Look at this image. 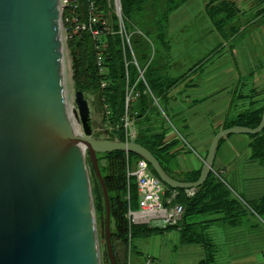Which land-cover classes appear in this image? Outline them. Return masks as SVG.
I'll list each match as a JSON object with an SVG mask.
<instances>
[{
    "label": "water",
    "instance_id": "obj_1",
    "mask_svg": "<svg viewBox=\"0 0 264 264\" xmlns=\"http://www.w3.org/2000/svg\"><path fill=\"white\" fill-rule=\"evenodd\" d=\"M63 52L59 0H0V264H102L89 160L105 197L107 250L116 264L99 154L138 155L166 186L196 191L223 138L264 130V112L256 128L222 129L198 180H176L142 144L93 137L82 92L69 112Z\"/></svg>",
    "mask_w": 264,
    "mask_h": 264
},
{
    "label": "crops",
    "instance_id": "obj_2",
    "mask_svg": "<svg viewBox=\"0 0 264 264\" xmlns=\"http://www.w3.org/2000/svg\"><path fill=\"white\" fill-rule=\"evenodd\" d=\"M207 1L173 2L178 5L169 15L167 43L156 37L157 27L152 30L158 40L155 75L177 83L155 99L137 125L149 135L164 138L163 166L184 181L202 171L216 133L236 116L264 108V12L260 14L264 3L235 0L241 9L237 16L241 27L234 37L226 38L211 20ZM158 8L162 15L164 2ZM149 18H153L151 12ZM252 141L246 134L224 138L211 172L213 179L230 187L241 206L239 213L197 214L184 222L195 232H205L214 245L227 247L237 264H261L264 259V164L252 156ZM253 206L263 214H257ZM187 232L194 235L192 229ZM182 233L180 227L160 234L170 235L171 246L180 250L179 264H199L206 257L204 245L183 241ZM150 251L145 264L164 260L167 243L159 242Z\"/></svg>",
    "mask_w": 264,
    "mask_h": 264
},
{
    "label": "trees",
    "instance_id": "obj_3",
    "mask_svg": "<svg viewBox=\"0 0 264 264\" xmlns=\"http://www.w3.org/2000/svg\"><path fill=\"white\" fill-rule=\"evenodd\" d=\"M99 13H103L109 17L113 25L114 34H106L103 37L107 43L105 48V63L106 76L101 77L95 64L94 45L95 41L89 32H81L72 38H68V48L74 56L75 73L74 83L79 92L83 94L89 93L96 95L100 101L101 110L103 111V122L109 121L111 124L120 123L122 117L125 115V100L127 90V69L125 67V53L127 61H132L133 56L127 50L125 53L122 47V39L117 23V17L108 9L106 0H95ZM175 0H121V9L123 10L124 23L127 26L128 32L132 35L133 50L136 53L138 64L145 69L144 80L139 79V69L133 64H129V81L131 86H135V91L139 93L132 103L131 113L135 118V124L139 125L141 121L153 108L155 99L161 94L165 93L177 83V80L169 82L163 81L155 75V66L153 65L157 52L155 32L153 29L157 27L156 37L163 38L167 43L166 37L169 15L176 10L178 4L173 5ZM90 2L89 0H79L78 17L81 20L88 21L90 16ZM164 2L165 7L162 15H160L159 3ZM264 3V0H258ZM150 10H149V9ZM206 8L211 20L214 22L218 31L226 38L234 37L240 30L239 16L241 9L238 7L235 0H208ZM149 12L153 14V18H149ZM264 8L260 12L263 13ZM67 14L64 15L63 24L68 29H72V24L66 21ZM145 17L148 18L145 20ZM153 43H152V42ZM169 43V42H168ZM170 44H168L169 47ZM109 82L107 89H101V79ZM109 105L110 114L104 109V105ZM264 108L254 109L242 113L234 120L226 124L227 128L235 127L237 125L256 128L263 115ZM253 141L251 143L252 156L264 164V130L257 134L251 135ZM100 138V136H97ZM108 138H116L113 135ZM121 141H126L125 137L120 135L117 137ZM164 138L157 135H149L148 132L140 130L137 127L136 142L142 144L150 152H153L158 158L161 166H163L161 154L166 151L167 147H161ZM224 141H220V144ZM217 148V149H218ZM99 164L102 170L104 181L107 184L108 192L111 201V225H112V239L113 252L115 254L116 264H127V250L129 244L133 242V238H145L154 235V233H162L164 231L182 228L183 241L185 242H201L206 251V257L202 259L199 264H213L216 261L217 246L207 240L204 236L205 232H195L194 227L184 223L186 219L196 216L197 214H211V212H233L239 213L241 206L233 198V193L226 182L221 179H213L212 173L208 177L207 182L197 189L194 197H189L184 189L174 190L168 187L167 195L172 196V192L176 191L178 196L173 200L174 204L183 205L186 208V213L182 222L177 226L151 227L146 224L131 225L127 214L129 207L132 209L138 208L139 196L137 194V183L130 177L128 178V165L141 158L132 153H125L124 151H114L109 154H99ZM104 162V163H103ZM90 168H92L89 160ZM166 172L174 179L179 180L173 176L168 169L163 166ZM153 172L154 169L151 167ZM156 174V173H155ZM201 171L194 179H187L186 182H195L198 180ZM184 181V180H179ZM92 182L94 184L93 197L94 208L99 216V224L103 227V240L106 244L105 255L102 259V264H111V260L107 250L106 239V211H105V197H103L101 184L98 182L97 175L92 168ZM134 202L136 203L134 206ZM253 210L262 215L263 211L259 208L252 207ZM238 215V214H237ZM192 229V233L187 231ZM206 239V240H205ZM124 246L125 256L121 259L118 252L117 245Z\"/></svg>",
    "mask_w": 264,
    "mask_h": 264
},
{
    "label": "built area",
    "instance_id": "obj_4",
    "mask_svg": "<svg viewBox=\"0 0 264 264\" xmlns=\"http://www.w3.org/2000/svg\"><path fill=\"white\" fill-rule=\"evenodd\" d=\"M90 2V16L88 21L81 20L78 17L77 10L79 9V0H59L60 12H62V26L66 33V39L76 36L81 32H89L95 41L94 54L95 64L101 77L106 76L105 54H104V39L106 34H114L113 25L108 16L102 15L98 11L95 0ZM110 11L117 17L119 25L118 34L122 39V47L124 53L128 50L132 56V61H127L125 53V67L127 69V90L125 100L126 113L122 117L120 123L111 124L109 121L103 122L102 131L107 136L113 135L117 137H125L126 141L137 140V124L135 118L131 113V106L133 101L140 96L135 91V86H131L129 81V64H133L139 69V79L144 80L145 69L138 64L136 53L133 50L132 35L128 32L127 26L123 19V10L121 9V0H106ZM67 14L66 21L72 24L73 28L70 30L63 24L64 15ZM101 89L105 90L109 86V82L101 79ZM104 109L107 115L110 114L109 105L105 104ZM120 140V139H118ZM128 178L132 177L137 183V194L139 196V205L137 209L129 207L127 217L131 225L146 224L151 227L177 226L182 222L186 213V208L180 204H174L173 200L178 196L177 192H172V196L167 195L168 186H166L153 172L150 165L143 158L134 161L133 164L128 165ZM190 197L196 195L194 190H185ZM150 263V260H149Z\"/></svg>",
    "mask_w": 264,
    "mask_h": 264
},
{
    "label": "rangeland",
    "instance_id": "obj_5",
    "mask_svg": "<svg viewBox=\"0 0 264 264\" xmlns=\"http://www.w3.org/2000/svg\"><path fill=\"white\" fill-rule=\"evenodd\" d=\"M101 14V13H100ZM104 16L105 14L102 13ZM105 37V36H104ZM63 41H64V69H65V84H66V98H68L69 105L71 107H74L77 109V97L76 94L79 92L76 88V85L74 83V73H75V62H74V56L72 55L71 51L68 48V41L66 39V33L63 30ZM107 43L104 42V52L106 48ZM85 99L88 102V107L90 111V120L89 125L92 127V136L97 137L100 136V138H108L106 133L102 131L103 128V111L101 110V105L98 97L96 95H91L89 93L83 94ZM81 131L83 130V127L81 126ZM98 138V137H97ZM104 163V162H103ZM133 164V162H132ZM90 181L92 183V189L94 188V184L92 182V168H90ZM190 197V196H189ZM95 199V197H94ZM134 202V206H135ZM136 209V208H134ZM95 211V208H94ZM96 216V226H97V234H98V240H99V254L101 256V263L102 259L104 257V253L106 251V244L103 240V227L99 224V216L97 211H95ZM264 220V216L262 217ZM156 227V226H155ZM164 242L167 243L168 248V255L164 260H158L156 259L154 261V264H179V258H180V250H177L171 246L172 239L167 235H163L160 233H154V235L145 237V238H133V242L129 244L128 250H127V264H145V259L150 253V249H155L157 243ZM118 252L120 253L121 259H124L125 253H124V246L121 244L117 245ZM227 247H221L217 246V254L218 257L216 261L213 262V264H237L234 260V258H230V250H227ZM221 255V256H220ZM149 259L152 260V258L149 257ZM261 264H264V259L261 261Z\"/></svg>",
    "mask_w": 264,
    "mask_h": 264
},
{
    "label": "bare ground",
    "instance_id": "obj_6",
    "mask_svg": "<svg viewBox=\"0 0 264 264\" xmlns=\"http://www.w3.org/2000/svg\"><path fill=\"white\" fill-rule=\"evenodd\" d=\"M72 110H73V107H71V106L69 105V112H71ZM71 113H72V112H71ZM72 123H73V125H74L76 131H79V126H77L76 120H75L73 117H72Z\"/></svg>",
    "mask_w": 264,
    "mask_h": 264
}]
</instances>
